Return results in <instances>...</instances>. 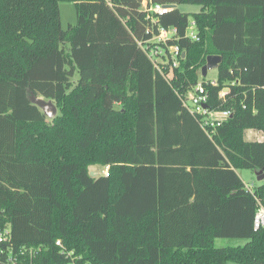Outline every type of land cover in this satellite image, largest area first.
I'll return each instance as SVG.
<instances>
[{
  "label": "trees",
  "instance_id": "trees-1",
  "mask_svg": "<svg viewBox=\"0 0 264 264\" xmlns=\"http://www.w3.org/2000/svg\"><path fill=\"white\" fill-rule=\"evenodd\" d=\"M61 1L76 13L66 28ZM142 1L0 0V208L12 243L42 247L48 264L57 239L81 263L264 264V179L248 191L237 173H264V139L243 137L264 133V0H149L176 5L154 20ZM158 26L178 30L163 44L185 52L177 66L145 51ZM210 54L221 56L215 85L201 76ZM198 83L211 108L231 111L212 135L180 99Z\"/></svg>",
  "mask_w": 264,
  "mask_h": 264
},
{
  "label": "built area",
  "instance_id": "built-area-1",
  "mask_svg": "<svg viewBox=\"0 0 264 264\" xmlns=\"http://www.w3.org/2000/svg\"><path fill=\"white\" fill-rule=\"evenodd\" d=\"M142 8L151 20H154L155 15H162L174 9L168 3H150L149 0L142 1ZM186 36L194 40L199 39L194 21L189 22ZM171 38H178L176 27L158 26L157 33L152 39L153 45L147 46L145 49L148 56L153 61L166 57L171 61V66H177L180 57L185 54L182 56L184 51L180 49L178 44L168 45L167 48L163 47V44ZM209 82L211 85L216 84L215 79H209ZM228 91V87H223L218 92V98L222 102L225 101ZM180 99L183 106L196 118L201 128L208 135H212L214 128L220 126L231 115L229 109L211 108L209 106V92L201 83L189 89ZM248 130L254 131L250 140L264 139L263 131L253 128ZM104 173L107 174V168L104 169ZM245 188L252 191L254 184L245 183ZM2 212L0 208V264H48V261H44L43 256H41L42 247L13 245L10 225L2 219ZM261 226H264V206L259 203L254 216V227L259 228ZM55 246L58 248L60 258L56 259L54 264H94L78 262L79 257L73 255V251L67 250L60 239L55 240Z\"/></svg>",
  "mask_w": 264,
  "mask_h": 264
},
{
  "label": "rangeland",
  "instance_id": "rangeland-1",
  "mask_svg": "<svg viewBox=\"0 0 264 264\" xmlns=\"http://www.w3.org/2000/svg\"><path fill=\"white\" fill-rule=\"evenodd\" d=\"M178 8L182 12H193L197 11L199 7L197 5H179ZM60 9V21L62 28H66L69 24H74L76 22V13L74 4L72 2L61 1L59 2ZM216 68L209 69L206 74V79H215L216 77ZM254 131L246 129L243 133V137L245 140L251 139V134ZM91 171L95 172V176L102 172V168L98 165L91 166ZM104 171V170H103ZM238 175L242 179L244 183H253L257 184L258 181L256 179V175L249 169H238ZM245 242L243 239L237 238H215L216 246H227V245H242ZM226 264H243V263H235V262H227Z\"/></svg>",
  "mask_w": 264,
  "mask_h": 264
},
{
  "label": "water",
  "instance_id": "water-1",
  "mask_svg": "<svg viewBox=\"0 0 264 264\" xmlns=\"http://www.w3.org/2000/svg\"><path fill=\"white\" fill-rule=\"evenodd\" d=\"M169 5H171L173 8H176L175 4H169ZM184 54L185 52H182V56ZM220 62H221L220 55H214V54L207 55L206 62L201 67V76L205 77L207 74V71L209 69L217 68ZM29 99L33 104L38 106L48 118H53L57 114V107L53 103L52 100L45 99L44 97H41V96H37L32 91L29 92ZM254 174L256 175L257 181H261L264 179V173L262 170H258L254 172ZM90 176L94 177L95 172L90 171Z\"/></svg>",
  "mask_w": 264,
  "mask_h": 264
}]
</instances>
